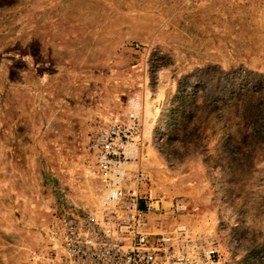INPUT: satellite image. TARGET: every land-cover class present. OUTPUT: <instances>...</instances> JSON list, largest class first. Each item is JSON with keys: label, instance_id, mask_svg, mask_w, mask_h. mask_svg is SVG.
<instances>
[{"label": "rangeland", "instance_id": "374dc122", "mask_svg": "<svg viewBox=\"0 0 264 264\" xmlns=\"http://www.w3.org/2000/svg\"><path fill=\"white\" fill-rule=\"evenodd\" d=\"M135 100L150 224L264 264V0H0V264L94 204L88 138Z\"/></svg>", "mask_w": 264, "mask_h": 264}, {"label": "built area", "instance_id": "2783aa9c", "mask_svg": "<svg viewBox=\"0 0 264 264\" xmlns=\"http://www.w3.org/2000/svg\"><path fill=\"white\" fill-rule=\"evenodd\" d=\"M137 107L135 100L122 118L91 133L94 204L64 199L65 207L49 222L45 246L25 264H220L216 245L204 233L184 224H150L149 214L161 209L153 203L148 175L132 165L142 124ZM185 208L176 200L172 211Z\"/></svg>", "mask_w": 264, "mask_h": 264}]
</instances>
